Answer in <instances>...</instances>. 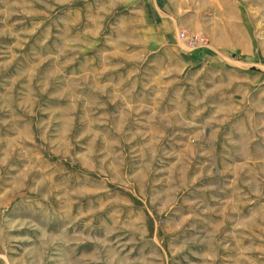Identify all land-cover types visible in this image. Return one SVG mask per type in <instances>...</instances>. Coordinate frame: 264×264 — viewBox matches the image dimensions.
Masks as SVG:
<instances>
[{
	"label": "rangeland",
	"instance_id": "obj_1",
	"mask_svg": "<svg viewBox=\"0 0 264 264\" xmlns=\"http://www.w3.org/2000/svg\"><path fill=\"white\" fill-rule=\"evenodd\" d=\"M0 264H264V0H0Z\"/></svg>",
	"mask_w": 264,
	"mask_h": 264
},
{
	"label": "built area",
	"instance_id": "obj_2",
	"mask_svg": "<svg viewBox=\"0 0 264 264\" xmlns=\"http://www.w3.org/2000/svg\"><path fill=\"white\" fill-rule=\"evenodd\" d=\"M187 46L190 47V48H192V49L194 48L193 45H191L189 43H187Z\"/></svg>",
	"mask_w": 264,
	"mask_h": 264
}]
</instances>
